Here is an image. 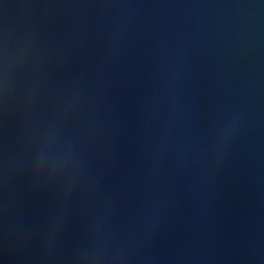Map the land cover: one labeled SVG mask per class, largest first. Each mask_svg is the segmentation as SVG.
<instances>
[{"label": "water", "instance_id": "water-1", "mask_svg": "<svg viewBox=\"0 0 264 264\" xmlns=\"http://www.w3.org/2000/svg\"><path fill=\"white\" fill-rule=\"evenodd\" d=\"M0 264H264V0H0Z\"/></svg>", "mask_w": 264, "mask_h": 264}]
</instances>
